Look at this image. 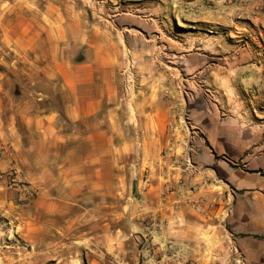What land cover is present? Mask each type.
Wrapping results in <instances>:
<instances>
[{
	"label": "crops",
	"instance_id": "obj_1",
	"mask_svg": "<svg viewBox=\"0 0 264 264\" xmlns=\"http://www.w3.org/2000/svg\"><path fill=\"white\" fill-rule=\"evenodd\" d=\"M117 3L148 15L92 18L89 31L86 17L50 10L41 18L49 25L43 31H8L0 39V48L13 42L30 59L19 72L0 69V166L13 162L35 193L30 231L78 233L70 244L84 253L85 264H239L237 257L264 264V131L253 129L254 119L264 118L261 101L254 94L216 103L174 101L166 97L162 75L166 56L186 53L204 57L199 70L211 69L209 76L225 92H247L255 83L243 79L250 65L239 60V49L222 46L229 41L230 16L244 7L231 0ZM182 28L194 36L195 49L182 42ZM215 39L222 45L214 48ZM199 41L203 46L197 47ZM130 42L140 43L151 74L142 87L140 158L122 165L119 152L132 153L134 144L119 146L100 115L105 105L118 103L117 67ZM215 53L223 62L213 69L208 58ZM233 79H240L237 86ZM13 88L20 94L7 96ZM167 103L181 104V111L189 104L202 127L178 131V114ZM241 118L249 131H238ZM128 179L140 192V205H127L130 219L118 224L119 183ZM170 243L175 259L166 254ZM56 259L77 262L73 256Z\"/></svg>",
	"mask_w": 264,
	"mask_h": 264
},
{
	"label": "rangeland",
	"instance_id": "obj_2",
	"mask_svg": "<svg viewBox=\"0 0 264 264\" xmlns=\"http://www.w3.org/2000/svg\"><path fill=\"white\" fill-rule=\"evenodd\" d=\"M115 1L0 0V39L3 37L4 32L7 34L8 31L22 30L33 33L43 31L49 25L45 24L41 18L46 16L50 10L54 16L68 17L69 19L75 16L86 17L88 23L85 26L89 28V31L93 26L91 22L107 16L125 13L127 16H136L142 19L145 15H148L142 8L135 6L123 7L120 3L115 4ZM231 1H233V4H239L244 8L230 16V24L227 28L228 43L222 45L221 41L215 39L213 47L222 45L225 49L231 51L239 49L240 52H237L240 53L239 60L250 65V69L247 67L245 70L243 79L251 78L255 80V83L250 85L247 92H244V90L241 92L238 89L234 92L233 88L225 92L224 89L222 90L215 85L213 78L209 76L211 69L199 70L202 67L201 59H204V57H191L184 53L177 56L168 55L163 61L162 75L166 81L165 94L167 98L171 99L172 97L174 101L177 100V97H181L183 101L186 98L187 102L203 101L204 103L207 101L216 103L220 98L239 99L254 94L261 101V111L264 116V0ZM53 30L55 32L59 30L57 25L53 26ZM180 31L183 37L182 42L186 43L184 45L187 48L195 49L196 42H193L192 39L194 36L188 33L189 30H183L182 28ZM214 31L211 27L206 30L211 36ZM11 38H13V35ZM139 44V42H135L134 45L131 42L129 45L124 44L116 73L118 103L105 105L100 115L103 124L117 133L119 146L126 143V140H129L130 144H134V150L128 154L129 156L124 150L119 152V160H122L123 163L120 162L122 165H125L127 161L136 165L140 158L137 131H140L143 124L139 117L145 110V105L141 103V99L143 92L146 91V88L142 87L151 73H149L147 66V56L144 59L140 56L142 51H139L141 49ZM175 45H177V42ZM175 45H173L174 48ZM200 46H203L201 41L197 44V47ZM16 48L20 49L14 46L13 42L4 49L0 48V69H4L1 66L3 65L11 71L19 72L29 65V57L21 56ZM29 51H24L23 54L26 52L29 55ZM231 55L232 58L233 54L231 53ZM208 60L215 65H213V69H216V65L223 62L222 56L216 53L213 58H208ZM238 74L241 75V73ZM24 75L26 76L27 73H24ZM232 81L235 86L238 85L237 81H240V79H233ZM12 90L13 92L11 91L7 96L20 94L19 89L15 90L13 88ZM239 101H242V98ZM6 106L8 105L6 104ZM168 107H172V111L178 114L175 121L178 122L180 127L174 125L178 131H198L196 127H202L203 123L201 124L200 120L191 117L189 114V104H186L183 111L180 109L181 104L167 103ZM245 125H247L245 120L241 118L237 125L238 131H249ZM254 127L255 131H264V118L256 117ZM1 151L0 149V153ZM1 162L4 161L0 159ZM4 164L5 169L0 166L1 172L5 173V177L0 179V264H57L56 256H73L74 260L77 259L75 264H85L82 261L84 253L72 247L73 243L70 244L72 241H78V233H56V236H54L51 233L30 231L33 217L30 214L29 205L35 193L31 189L28 190V193L10 189V163L5 162ZM126 173H129V170H126ZM124 181L126 180L124 179ZM117 204L116 219L118 224H123L125 219H130L129 212L124 210L127 205H132L134 208H138L140 205V192L133 189L129 179L127 184L119 183ZM47 240H60L61 242L51 246V244H48L50 241ZM83 244L84 242L79 243V245ZM139 247L141 246L139 245ZM56 250H60V253L54 252Z\"/></svg>",
	"mask_w": 264,
	"mask_h": 264
},
{
	"label": "built area",
	"instance_id": "obj_3",
	"mask_svg": "<svg viewBox=\"0 0 264 264\" xmlns=\"http://www.w3.org/2000/svg\"><path fill=\"white\" fill-rule=\"evenodd\" d=\"M0 149L3 150V145L1 144L0 141ZM188 164H191V160H187ZM5 173L1 172L0 169V179L4 178ZM9 176H10V183H9V188L13 189V190H17L20 192H26L28 193L29 191V186L27 185V183L23 180V176H22V172L20 171V169L13 163L11 162L10 167H9ZM152 226V223L151 225ZM167 256L168 258H177L178 255V251L175 248V246L173 244H168L167 245ZM237 263L239 264H245L244 263V259H242V257H237ZM153 263H158L157 260L152 261Z\"/></svg>",
	"mask_w": 264,
	"mask_h": 264
}]
</instances>
